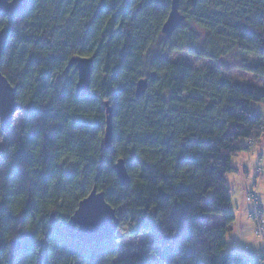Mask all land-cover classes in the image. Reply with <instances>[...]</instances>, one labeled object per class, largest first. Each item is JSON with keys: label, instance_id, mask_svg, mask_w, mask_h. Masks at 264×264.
Returning <instances> with one entry per match:
<instances>
[{"label": "trees", "instance_id": "1", "mask_svg": "<svg viewBox=\"0 0 264 264\" xmlns=\"http://www.w3.org/2000/svg\"><path fill=\"white\" fill-rule=\"evenodd\" d=\"M28 1L13 22L0 15V28L10 29L1 68L24 114L20 136L0 148V264H264L224 252L236 220L227 176L247 150L242 141L264 135V88L170 58L188 50L217 61L237 51L238 67L264 74V0H181L186 20L154 53L172 0ZM76 55L95 64L91 89L78 98L77 73L67 69ZM144 77L149 87L138 98ZM94 186L126 210L131 235L152 234L150 256L120 258L116 234L89 244L66 235ZM217 215L223 221L214 224Z\"/></svg>", "mask_w": 264, "mask_h": 264}, {"label": "water", "instance_id": "2", "mask_svg": "<svg viewBox=\"0 0 264 264\" xmlns=\"http://www.w3.org/2000/svg\"><path fill=\"white\" fill-rule=\"evenodd\" d=\"M181 0L171 1V10L168 18L163 23L162 32L167 37L173 36L181 23L186 20V15L181 11ZM29 4L28 0H0V15L3 14L11 23L19 15L20 11L24 10ZM9 27L0 28V125L1 130L7 132L14 121L15 111L17 109L15 86L4 75L1 63L2 54L9 41ZM94 59L87 55H76L72 57L67 69H73L77 73L78 80L76 84V96H85L91 89L92 74L94 71ZM156 73H152L151 80H155ZM150 79L144 77L136 82L135 96L143 97L148 90ZM107 108L106 127L104 135V143L106 149H111L113 146L114 130H113V105L110 101H105ZM115 171L123 185H128L130 174H128L127 165L123 158H119L115 162ZM50 221L55 223V214H51ZM64 226V232L69 238H75L82 243H92L112 240L117 233V229L121 224L117 208H114L106 199L105 192L100 191L97 186L83 198L75 209V212L67 220ZM21 240L14 239L11 241L13 251L17 252L22 246Z\"/></svg>", "mask_w": 264, "mask_h": 264}, {"label": "rangeland", "instance_id": "3", "mask_svg": "<svg viewBox=\"0 0 264 264\" xmlns=\"http://www.w3.org/2000/svg\"><path fill=\"white\" fill-rule=\"evenodd\" d=\"M166 38L167 36L165 34H161V36L158 38L159 39L158 42L156 43L155 46H153L151 50L152 53L159 51L160 46L163 45V43L167 40ZM170 58L173 61L183 62L187 65L189 64L191 67L198 69V70L199 69L209 70V71L212 70L219 75L221 74L226 75L232 79L239 80L241 82H246V83L253 84V85H257L261 88H264V74L259 73L255 70L252 71V70H248L244 68L241 69L240 67L237 66L241 64L242 62V58L238 54L237 51L231 52L229 55H226L222 57L221 60H217V61L211 58H206L200 55H195L189 52L188 50L187 51L186 50H176L175 52L170 54ZM257 107L260 108L262 112H264V104H257ZM15 112L16 113L14 115L13 126L7 132H3L2 136L0 137V148H2V146H4L8 142V140L13 139V138H18L20 136L19 131H20L22 122L24 120V114L20 111H15ZM255 142L250 143V145H253ZM263 142H264V137L260 143H263ZM258 146H259L258 148L261 149V152L264 153V147L262 149V146L261 147L260 145ZM263 165L264 164L261 163L262 168H264ZM255 176H256V172H255ZM233 177H236V174L234 172H230L227 176V181L229 182L230 187H231V203H232L231 207L234 210H236L237 202L239 201L241 203L242 197L244 198L246 196L247 201L252 204L250 208V211H251L254 208V203L251 200H248V196L253 191H257L258 197H259L258 207L262 210V212H264V175L259 176V177L256 176L257 181L255 182L253 188L249 190L248 193L245 191V188H243V183L240 182L241 180H238L237 178V181H236V178H233ZM117 212L119 214H122L126 221L124 224L121 223L119 225L117 229V233H116L118 237L116 239H113V243L116 245L117 250L119 252L118 256L120 258L129 257V255H136V254H139L140 252H142L146 257L150 256L151 248L157 245L153 243L152 234L143 232L139 236L131 235L129 233L128 225H127V222L129 220L128 218L129 214L124 209L122 211L118 210ZM250 217H251V213H250ZM221 222H222L221 217L219 215L215 216L214 224L221 223ZM254 227H255V224H254ZM246 234H247V228H245L242 234L240 235L247 237ZM234 236L235 234H232L231 231H228V234H227L228 243L226 246L227 248L225 249L224 252H227V253H229V251L238 252L241 250L244 255L251 257V259L258 260L262 258L264 254L262 253L259 243L258 241H256L255 237L251 238V241L255 243L254 244L255 247L251 250H247L244 248L243 245L248 244V241H250V239L246 240L245 242L241 241L239 245L232 247V237L234 238ZM253 252H255V254L251 255V253ZM258 253H260V255H258Z\"/></svg>", "mask_w": 264, "mask_h": 264}, {"label": "crops", "instance_id": "4", "mask_svg": "<svg viewBox=\"0 0 264 264\" xmlns=\"http://www.w3.org/2000/svg\"><path fill=\"white\" fill-rule=\"evenodd\" d=\"M263 137L264 136H262L256 142L254 141L255 143L253 145H250L251 141L253 140H248V139H246L245 141L243 140L242 145L247 147V150L242 151L233 157L234 159L232 161V166L235 169V171L233 172L236 174V177L233 178H236V181L237 178L238 180H241L240 182L243 183V188H245V191L247 193L249 192V190L253 188L255 182L257 181L255 176L256 169L259 168V166L261 167V163L264 164V158H263L264 153H262L261 149L258 148L259 147L258 145H260V147L262 146V149L264 147V142L260 143ZM251 206L252 204L247 201L245 196L244 198L242 197L241 203L239 201L237 202L236 210H234L231 207L232 210L234 211V214H236V220L229 229V231H231V233L235 234L236 236V237L234 236V238L232 237V247L239 245L241 241L245 242L246 240L249 239L250 241H248V244L243 245L244 248L247 250H251L255 247L254 246L255 243L251 241L252 237H255L257 241V237L254 234L255 227L249 213ZM219 216L221 217V221H223L222 216L221 215ZM245 228H247V234H246L247 237L240 235L242 234ZM234 253H241V255L247 260H254L251 259V257L244 255L241 250ZM254 254L255 252L251 253V255ZM258 255H260V253H258Z\"/></svg>", "mask_w": 264, "mask_h": 264}, {"label": "built area", "instance_id": "5", "mask_svg": "<svg viewBox=\"0 0 264 264\" xmlns=\"http://www.w3.org/2000/svg\"><path fill=\"white\" fill-rule=\"evenodd\" d=\"M254 141H251L253 143ZM264 175V168H257L256 176ZM248 200H251L254 203V208L250 211L252 220L255 224L254 233L257 237V241L259 246H261L262 253L264 254V212L258 207L259 205V197L258 192L253 191L249 196ZM264 256V255H263Z\"/></svg>", "mask_w": 264, "mask_h": 264}]
</instances>
